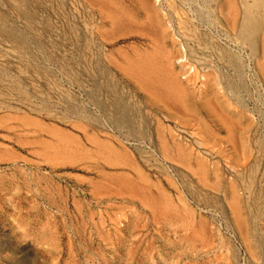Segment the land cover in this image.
<instances>
[{
	"label": "rangeland",
	"instance_id": "rangeland-1",
	"mask_svg": "<svg viewBox=\"0 0 264 264\" xmlns=\"http://www.w3.org/2000/svg\"><path fill=\"white\" fill-rule=\"evenodd\" d=\"M0 58V264H264V0H0Z\"/></svg>",
	"mask_w": 264,
	"mask_h": 264
},
{
	"label": "bare ground",
	"instance_id": "bare-ground-1",
	"mask_svg": "<svg viewBox=\"0 0 264 264\" xmlns=\"http://www.w3.org/2000/svg\"><path fill=\"white\" fill-rule=\"evenodd\" d=\"M186 2H188V1H186ZM170 3H171V1H170ZM174 3H175V1H174ZM193 4V3H192ZM191 4V5H192ZM196 4H198L199 5V2H196ZM203 4V3H202ZM193 6H195V5H193ZM168 7H171V6H168ZM174 7V6H173ZM176 8V7H175ZM196 9V8H195ZM200 10V9H199ZM175 11V10H174ZM176 14H177V12H175ZM180 13H182L181 15H182V17H183V19H184V21H183V23H182V25L179 27V32H180V34L183 36V38L185 39H187V40H189V41H194L195 40V29H192L191 28V24H192V22H193V20H195V10L189 5V4H187V3H182V6H181V12ZM179 13V14H180ZM199 13H201V12H199ZM174 14V13H173ZM172 16V15H171ZM175 17V16H174ZM182 21V20H181ZM199 21H200V19H199ZM203 21V20H202ZM194 23H195V21H194ZM197 23V22H196ZM202 25H204V24H202ZM200 26V25H199ZM198 27V26H197ZM196 27V28H197ZM200 28V27H199ZM178 31V30H177ZM225 38V37H224ZM228 39V38H227ZM226 39V40H227ZM231 39V38H230ZM236 39H238V38H236ZM201 44V43H200ZM232 44V43H231ZM197 46H198V44H197ZM236 46V45H235ZM2 50L6 53V54H13V52H12V50H11V48H10V46H8V45H3L2 44ZM0 60H2V58H0Z\"/></svg>",
	"mask_w": 264,
	"mask_h": 264
}]
</instances>
